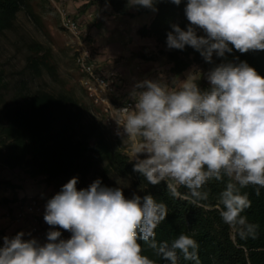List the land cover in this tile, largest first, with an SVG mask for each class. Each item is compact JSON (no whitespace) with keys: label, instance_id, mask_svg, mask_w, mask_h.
I'll return each instance as SVG.
<instances>
[{"label":"clouds","instance_id":"obj_1","mask_svg":"<svg viewBox=\"0 0 264 264\" xmlns=\"http://www.w3.org/2000/svg\"><path fill=\"white\" fill-rule=\"evenodd\" d=\"M160 2L128 0L154 12ZM167 2L179 6L182 0ZM184 12L188 26L171 25L169 49L190 46L209 64L214 53L223 58L233 49L264 51V0H186ZM201 77L195 70L171 83L137 82L134 107L119 109L118 134L131 141L133 171L151 185L166 182L173 196L183 186L197 200L207 199L202 189L209 180L228 177L220 198L222 220L240 226L242 237L254 238L257 226L241 215L251 201L239 188L257 186L258 196L264 188V76L241 61L211 68L206 90L198 84ZM77 184L78 177L71 178L47 201L43 219L53 230L45 243L25 239L24 232L0 237V264H156L142 254L139 241L157 249L155 230L168 215L166 205L151 194L129 198L100 179L83 189ZM57 228L70 238L62 239ZM197 250V241L181 234L171 246L160 244L158 254L177 264L179 252L199 264Z\"/></svg>","mask_w":264,"mask_h":264},{"label":"trees","instance_id":"obj_2","mask_svg":"<svg viewBox=\"0 0 264 264\" xmlns=\"http://www.w3.org/2000/svg\"><path fill=\"white\" fill-rule=\"evenodd\" d=\"M104 6L111 7L119 17H134L156 13L153 22L138 31L143 39H154L159 54L146 47L139 53V58L155 61L159 56L166 57L172 76H182L191 68L198 67L209 71L220 63L238 64L247 62L264 76V51H249L241 54L233 49L219 58L213 54V63H207L200 52L190 46L183 50L169 49L166 44L167 33L171 25L178 24L187 28L185 16L186 0L179 6L167 0L156 4L157 11L130 6L128 0H97ZM49 0H0V169L21 170L32 179H44L47 185L53 181L78 177L85 179L100 165H106L105 173L121 178L134 179L137 193L141 197L151 194L157 202H163L168 215L157 227L155 241L157 249L149 243L139 241L143 255L156 264H170L158 254L160 244L169 246L181 234L193 237L198 243L199 264H264V188L259 196L257 186L239 188L240 194H247L251 207L241 213L249 224L256 225V234L242 237L240 226L231 227L221 217L223 205L220 203L222 192L229 182L228 177L217 181L209 180L202 191L208 193L207 199L197 200L186 187L179 186V196L168 191L166 182L158 185L149 184L139 173L133 171L134 159L108 138L105 127L96 121H87L88 108L72 93L53 94L39 90L26 93L24 87L8 99L11 83L7 70L2 63L1 39L18 26L21 13L26 14L35 24L43 26L41 10L50 6ZM199 35L204 33L198 32ZM93 45L95 38H88ZM28 68L34 77H41L47 70L56 73L51 52L41 44H30ZM202 90L210 87L209 82L199 85ZM12 190L18 187L11 181H0V187ZM23 200H14L12 210ZM10 203L8 200L1 205ZM14 219V214H12ZM5 236L0 232V237ZM177 264H196L186 260L177 252Z\"/></svg>","mask_w":264,"mask_h":264},{"label":"rangeland","instance_id":"obj_3","mask_svg":"<svg viewBox=\"0 0 264 264\" xmlns=\"http://www.w3.org/2000/svg\"><path fill=\"white\" fill-rule=\"evenodd\" d=\"M50 6H46L42 9L41 19L43 26L35 24L26 14L21 13L18 19L17 28L3 36L1 39L2 50V63L6 67L7 75L11 83V91L9 92L8 99L13 100L14 96L24 87L26 93H34L39 90L47 91L53 94L72 93L80 101H82L88 108L87 121L99 122L102 127H105L108 132V138L115 144H118L120 149L129 155L132 159L131 153V141L126 138L115 137L111 134L108 128L104 125L98 113L100 109L90 101L85 89L82 86V76L77 67V57L80 45L78 41L64 30L61 22V18L58 14V8H63L68 11L70 16L78 21L82 30L83 43L87 45L93 58L102 56L98 49H96V43L91 44L88 38H95L93 27L96 24V19H91L88 30L84 27L86 18V11L97 18L99 11L102 7L101 2L97 0H49ZM86 10V11H84ZM96 27V26H95ZM96 40V39H95ZM154 40V39H153ZM154 49L151 52L159 54L160 50L157 47V43L154 40ZM41 44L46 50L51 52V59L56 70L55 74H51L47 70L43 71L41 77H34L31 70L28 68V57L30 44ZM159 62L158 73L156 77L150 80H165L171 83L175 76L170 74V65L166 57L159 56L156 59ZM161 62V63H160ZM199 70L202 73L201 79L198 84L201 85L204 82H208L206 79L207 71L193 67L190 71ZM187 72V73H188ZM186 74L177 76L181 80L186 78ZM129 88V89H128ZM126 94H123V98H132L131 92L134 87H128ZM134 100V99H133ZM120 102V101H119ZM106 165L98 166L92 174L85 179L78 180L77 187L80 189L87 188L93 181L100 179L103 186L106 187H120L123 189L125 196L131 198L133 194L137 193V185L134 179H127L118 177L115 174L108 175L105 173ZM7 171L6 177L10 174L16 176L14 180L16 182H27L33 187L46 184L44 179H32L27 176L21 170L9 171V169L2 168L0 172ZM3 175V176H5ZM5 179V178H4ZM68 180L61 179L53 181L51 185H47V189L40 194L43 199L51 198L61 187L67 183ZM26 200V199H23Z\"/></svg>","mask_w":264,"mask_h":264},{"label":"crops","instance_id":"obj_4","mask_svg":"<svg viewBox=\"0 0 264 264\" xmlns=\"http://www.w3.org/2000/svg\"><path fill=\"white\" fill-rule=\"evenodd\" d=\"M101 5L102 8L99 10L101 12L97 18H94L90 12L88 13V11L84 10L86 14L83 19H87L84 27L87 30L90 20L96 19V27H93L96 39L95 46L102 54L100 58L92 57V64L100 75L111 77L115 81L117 101L133 100L128 97L122 99L123 94H126L127 88L129 86L134 87L139 81L150 80L156 77L158 73L159 62L157 60L146 62L139 58V53L144 48L154 49V40L143 39L138 35V31L141 28L153 22L156 13L144 15L135 13L134 17H119L111 7L104 6L102 3ZM76 22L78 23V21ZM5 174H7V171L0 172V181H11L18 187L16 190L6 186L0 187V202L4 200L10 201V203L0 206V232H4L5 236L12 237L16 233L21 232L24 227L14 222L12 214H15L16 210H12L13 201L40 196L47 189V185L43 184L33 187L29 181L24 183L16 182L14 180L16 176L10 174L6 177Z\"/></svg>","mask_w":264,"mask_h":264},{"label":"built area","instance_id":"obj_5","mask_svg":"<svg viewBox=\"0 0 264 264\" xmlns=\"http://www.w3.org/2000/svg\"><path fill=\"white\" fill-rule=\"evenodd\" d=\"M57 11L61 18L64 30L73 36L80 45L77 57V67L82 76L81 83L88 98L94 106L100 109L98 117L101 118L104 125L113 136L126 138L118 134L122 129L118 127L116 120L121 118L119 109L122 107H134L135 100H127L125 102H119L116 100V83L111 77L108 78L100 75L92 64L91 52L87 45L83 43L79 24L70 16L66 9L58 8ZM49 199L50 198L43 199L40 196H35L23 200L16 206L14 222L18 225L24 226L21 229V232L25 233V239L35 238L41 243L47 241V233L50 230H53L43 219L46 203ZM55 230L61 231L62 239H68L71 236L70 232L62 229L57 228ZM29 233L31 234L30 236L28 235Z\"/></svg>","mask_w":264,"mask_h":264}]
</instances>
